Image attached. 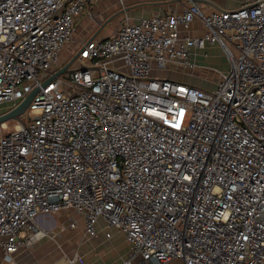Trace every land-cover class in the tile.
Masks as SVG:
<instances>
[{"label":"built area","instance_id":"2783aa9c","mask_svg":"<svg viewBox=\"0 0 264 264\" xmlns=\"http://www.w3.org/2000/svg\"><path fill=\"white\" fill-rule=\"evenodd\" d=\"M101 1L0 0V108L40 88L0 130L5 259L50 236L41 216L72 211L91 237L101 221L123 234V264H264V0L126 14L60 62ZM207 45L230 64L214 89L162 75Z\"/></svg>","mask_w":264,"mask_h":264},{"label":"crops","instance_id":"0c3cea01","mask_svg":"<svg viewBox=\"0 0 264 264\" xmlns=\"http://www.w3.org/2000/svg\"><path fill=\"white\" fill-rule=\"evenodd\" d=\"M128 1L129 0L124 1L126 5V10H130L135 7H140L143 4H135L136 0H130V2ZM144 1H146V5L149 6L150 10H145L146 12H144V14H140V16L136 15V18H132L134 21H138L141 17H149L153 13H165L167 11L172 10H181L184 6L189 3L190 0ZM198 2L200 5L203 4V10L207 13L213 10H221L212 4V2L215 3L214 0H197V3ZM206 4H208V6ZM98 7L99 6L97 3L94 6V9L97 11ZM118 27L110 31L109 34H106L105 37H108L115 33ZM201 28L202 24L197 21L192 25V28L188 33L193 37L201 36L203 34ZM200 51L202 50H192V61L196 64V67L193 69L194 72L192 74L189 73L190 70H181L187 73L183 75L177 72V69L171 68L164 71L162 73L163 76H166L168 78L175 76L177 80L180 79L188 81L186 82L187 84H192L201 87V84H198V74L200 73L198 71V67L200 66V64H202L200 61V57L201 55H203L200 53ZM65 214H70L71 216L76 217V220L78 221L76 228H68L64 230L61 229V225L57 226L56 218L59 219ZM65 219L68 220L67 217H65ZM38 225L41 229L46 230L50 233V236L40 240L34 245V249L38 251L37 255H35L36 253L34 254V261L36 262V260H39L41 264H123L124 261L127 259L129 252L131 251V245L125 240L121 232L117 230H112L111 237L106 236L107 229L105 228V224L103 223V221L100 222V225L98 227V236L91 237L87 235L84 230V224L82 219L72 211H62L52 216H41L38 219ZM62 234L63 236L61 238ZM64 246L66 247V250L63 249ZM29 249L30 248H22L17 254L13 256L12 261H7L9 262L7 264H32L33 255L28 251ZM66 252L69 254H66ZM61 258L63 259L60 260ZM167 264L183 263L178 260H172Z\"/></svg>","mask_w":264,"mask_h":264},{"label":"rangeland","instance_id":"374dc122","mask_svg":"<svg viewBox=\"0 0 264 264\" xmlns=\"http://www.w3.org/2000/svg\"><path fill=\"white\" fill-rule=\"evenodd\" d=\"M242 1L243 0H214L215 3L212 2V4L218 7V9L231 10V9H235L239 7ZM128 2H130V0ZM138 3H143V4L140 7H137V8L135 7L133 9H130L127 12L126 10H122L120 4L116 0L99 2L98 3L99 7L97 8V11L95 10L96 16L94 19L89 20L86 17H83L80 20L76 40L67 49L63 51L60 57V62L67 59L69 51H73L78 45V43L83 38L93 36L99 31L100 33L97 37L103 38L106 36V34H109L110 31L116 29L119 26L121 19L122 18L124 19V15H126L127 13L129 14L131 18H136V15L140 16V14H144V12H146L145 10H148V9L150 10L149 6L146 5V1L136 0L135 4H138ZM206 5L208 6V4ZM201 7L203 8V4H201ZM200 53L203 54L204 56L201 55L200 57L201 58L200 61L202 64H200V66L198 67L199 68L198 71L200 72L198 74L199 76L198 84H201L202 88L212 90L215 88V85L219 81L220 77H222V74L228 72L229 67H230L229 60L220 45H207V47L205 49H202ZM177 72L183 75L187 74L186 72L178 70V69H177ZM193 72H194L193 69L192 71L191 70L189 71V73L191 74ZM171 78L176 79L175 76H172ZM180 82L186 83L188 81L181 80ZM6 111L7 110L5 108H0V115L6 113ZM18 120L19 119L10 120V121L5 122L7 126L6 127L3 126L4 130H2V132L7 133L13 130V128L17 126ZM5 123L0 124V130H1V126ZM65 217H67L68 220L65 219ZM71 219L77 221L76 217L71 216L70 214L69 215L65 214L63 215V217H60L59 219L56 218L57 226L58 225H61V226L69 225V222L71 221ZM62 236L63 234L61 235V238ZM25 248L26 249L30 248L28 251L32 253L33 255L32 264H41L39 260H36V262L34 261L35 260L34 256L38 254V251L34 249V246L25 247ZM65 248L66 247L64 246L63 249ZM66 254H69V253L66 252ZM62 259L63 258H61L60 260ZM7 263L9 262H7V260L5 259V256L3 255L1 251L0 252V264H7ZM51 264H54V263H51Z\"/></svg>","mask_w":264,"mask_h":264},{"label":"water","instance_id":"95a60500","mask_svg":"<svg viewBox=\"0 0 264 264\" xmlns=\"http://www.w3.org/2000/svg\"><path fill=\"white\" fill-rule=\"evenodd\" d=\"M192 2H197V0H190ZM129 11L128 9L126 10ZM124 12V11H123ZM121 12V13H123ZM100 31L94 35V38L99 35ZM75 59L68 62L57 74L56 76H59L63 73H65L73 64ZM54 77L51 78L53 80ZM40 88L34 89L16 108L0 115V124L5 123L10 120H17L22 115L25 114L27 111L29 104L31 103L32 99L35 97V95L39 92Z\"/></svg>","mask_w":264,"mask_h":264},{"label":"bare ground","instance_id":"6f19581e","mask_svg":"<svg viewBox=\"0 0 264 264\" xmlns=\"http://www.w3.org/2000/svg\"><path fill=\"white\" fill-rule=\"evenodd\" d=\"M3 126H5V127H6V126H7V124L5 123V124H3ZM3 126H2V127H3Z\"/></svg>","mask_w":264,"mask_h":264}]
</instances>
